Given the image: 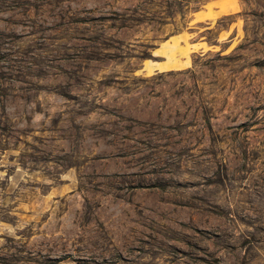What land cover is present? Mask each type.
Instances as JSON below:
<instances>
[{
    "label": "rangeland",
    "instance_id": "obj_1",
    "mask_svg": "<svg viewBox=\"0 0 264 264\" xmlns=\"http://www.w3.org/2000/svg\"><path fill=\"white\" fill-rule=\"evenodd\" d=\"M0 264H264V0H0Z\"/></svg>",
    "mask_w": 264,
    "mask_h": 264
}]
</instances>
